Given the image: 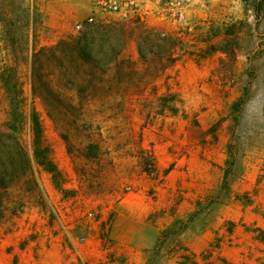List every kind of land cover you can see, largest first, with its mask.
I'll return each mask as SVG.
<instances>
[{
  "label": "rangeland",
  "instance_id": "374dc122",
  "mask_svg": "<svg viewBox=\"0 0 264 264\" xmlns=\"http://www.w3.org/2000/svg\"><path fill=\"white\" fill-rule=\"evenodd\" d=\"M47 1L0 0L30 164L0 189V264H264V0H180L185 24L148 0L80 29L86 0L55 26ZM96 24L94 62L60 44ZM32 110L60 187L33 160ZM10 114L0 80V130Z\"/></svg>",
  "mask_w": 264,
  "mask_h": 264
},
{
  "label": "trees",
  "instance_id": "16d2710c",
  "mask_svg": "<svg viewBox=\"0 0 264 264\" xmlns=\"http://www.w3.org/2000/svg\"><path fill=\"white\" fill-rule=\"evenodd\" d=\"M89 24L90 23H87V25ZM106 27L107 26L105 24L88 26L87 28L83 29L77 37H74L69 41H60V44H63L65 46L69 45L68 47L75 50L77 55L81 56L84 61L87 60L90 63L94 62V58L91 55L90 49H92L95 43H102L105 41V32L107 31ZM218 31L219 28H215L213 35L217 34ZM3 34L5 41L10 40L14 42L17 39L15 34L18 33L16 30L10 28L6 32H3ZM161 39H163L164 42H169L170 40L168 37H162ZM161 39L160 37L157 38V45H161ZM174 45L175 43L170 40V46L173 47ZM173 63L174 60H171V62L167 64V66H171ZM167 66H165L163 69H165ZM13 67L14 66L11 64H5L2 66L0 72V80L2 82L6 96L9 99V104L11 107L10 118L6 123L7 131L0 130V148L9 147L10 151L13 148L18 153V155L16 157H13L11 154L12 151L10 152L8 150L7 154L9 153L10 156H5L3 158L0 157V189H6L12 183L13 178L15 177L14 175H16V173L20 172L21 170H27L30 165L29 160L27 158H23V156H21L19 152L20 146L18 144L17 135L21 131L24 120V114L21 110L23 93L21 82L16 77L15 69ZM29 120L32 131L33 160L38 166H41L44 170L51 173L55 185L57 187H60L61 183H59V178L61 177V172L53 161L52 150L46 142L41 120L35 110H32V112L30 113ZM90 146H93V144H91ZM3 217V198L2 193L0 192V221Z\"/></svg>",
  "mask_w": 264,
  "mask_h": 264
},
{
  "label": "built area",
  "instance_id": "2783aa9c",
  "mask_svg": "<svg viewBox=\"0 0 264 264\" xmlns=\"http://www.w3.org/2000/svg\"><path fill=\"white\" fill-rule=\"evenodd\" d=\"M147 0H91V13L88 17L76 23L75 27L80 29L85 23L93 22L98 16L116 14L122 17H130L138 13L146 4ZM159 3L160 0H154ZM166 5L170 12L178 17L181 23H186V17L180 0H168Z\"/></svg>",
  "mask_w": 264,
  "mask_h": 264
},
{
  "label": "crops",
  "instance_id": "0c3cea01",
  "mask_svg": "<svg viewBox=\"0 0 264 264\" xmlns=\"http://www.w3.org/2000/svg\"><path fill=\"white\" fill-rule=\"evenodd\" d=\"M147 2H148V0L146 1L145 6L147 5ZM85 3H87L86 9L90 11L91 10V0H86ZM85 3H84V5H85ZM43 6H44L43 8H44L46 14L48 15L47 25H49V26H55L56 17H58V16L65 17V15H67V13L72 8L70 4L66 3V0H48ZM195 12L197 13V11H194L193 13L195 14ZM209 15H211V14H209ZM59 28H63L64 30L67 29V24H66L65 20L63 21V23H61V22L59 23ZM92 255L94 257L95 254H92ZM95 257H97L96 258L97 260H99L98 257H101L102 259L107 258L105 255L99 254L98 252H96ZM93 264H95V263H93Z\"/></svg>",
  "mask_w": 264,
  "mask_h": 264
}]
</instances>
